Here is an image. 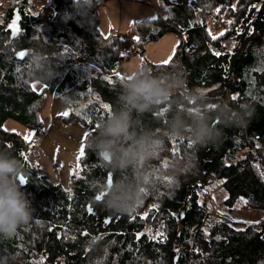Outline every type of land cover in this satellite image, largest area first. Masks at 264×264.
I'll return each mask as SVG.
<instances>
[{"label": "trees", "instance_id": "trees-1", "mask_svg": "<svg viewBox=\"0 0 264 264\" xmlns=\"http://www.w3.org/2000/svg\"><path fill=\"white\" fill-rule=\"evenodd\" d=\"M107 1L51 0L54 14L48 21L25 0L26 35L17 45L42 53L35 67L30 51L23 60L10 59L0 44V151L23 163L22 190L34 209L13 236L0 235V264H173L176 251L178 264H264V0H163L164 13L132 21L126 37L115 28L102 31L100 7ZM169 31L181 37L175 54L142 68L162 74L178 64L188 89L219 84L204 92L208 109L230 101L233 108L250 104L254 113L243 127L223 128L217 143L167 142L163 157L153 162L155 186L133 210L115 213L106 208L102 187L111 174L88 141L117 105L127 76L118 71L127 55L116 47L131 41L144 53L149 41ZM45 72L46 80L35 78ZM37 81L40 89L33 85ZM49 96L69 107L65 122L79 118L86 129L80 174L68 189L27 159L45 132L41 111ZM11 118L32 128L33 140L5 129ZM163 122V108L142 117L143 125L154 129ZM177 154L192 163L174 177L167 170ZM216 184L229 208L245 203L262 209V217L236 222L226 212L213 215L206 197L213 198L209 191ZM182 206L184 216L178 219Z\"/></svg>", "mask_w": 264, "mask_h": 264}, {"label": "clouds", "instance_id": "clouds-1", "mask_svg": "<svg viewBox=\"0 0 264 264\" xmlns=\"http://www.w3.org/2000/svg\"><path fill=\"white\" fill-rule=\"evenodd\" d=\"M43 57L40 51L31 50L29 63L35 67L37 60L43 61ZM45 67L52 68L47 62ZM46 75V72L38 73L35 78L42 82ZM184 77L183 69L177 64L162 74L140 68L121 82L117 105L98 124L96 134L88 141V147L113 177L102 186L108 210L115 213L133 210L155 186L158 173L153 162L163 157L167 142L217 143L223 136V128L243 127L252 117L254 108L250 104L233 108L230 101H223L216 108L208 109L206 93L188 89ZM162 108V128L143 125L142 117L146 113ZM217 123L222 127H217ZM190 163L188 155L177 154L169 161L167 171L178 177ZM23 171L20 159L0 151V235L4 237L13 236L33 217L34 209L22 190L24 185L17 180Z\"/></svg>", "mask_w": 264, "mask_h": 264}, {"label": "rangeland", "instance_id": "rangeland-1", "mask_svg": "<svg viewBox=\"0 0 264 264\" xmlns=\"http://www.w3.org/2000/svg\"><path fill=\"white\" fill-rule=\"evenodd\" d=\"M162 1L109 0L100 7L101 29L103 32H108L111 28H115L121 36L126 37L132 21L145 20L155 17L156 14H163ZM28 3L32 5L34 13L41 10L44 19L48 21L52 19L49 18L53 9L51 0H32V2L28 0ZM195 21H201V17L197 16ZM180 39L178 32L169 31L162 38L149 41L144 53L134 49L131 55L121 60L120 67L127 71V75H131L147 62L166 63L175 54ZM128 43L132 47L131 41ZM226 43L228 47H232L234 41L229 39ZM33 85L37 89L42 86L38 81ZM64 113H69V107L65 103L50 96L46 99L41 111L45 132L37 136L35 146L28 153L27 159L31 165L42 169V172L51 180L62 183L68 189L72 177L80 174L79 160L82 156L80 150L84 148L86 129L79 118L65 122ZM3 126L24 138L26 136L32 140L34 138V135H29L34 133L33 129L18 120L7 119ZM209 194L213 195V198L209 195L206 197L210 202L213 215L226 212L236 222L255 221L263 215L262 209L253 208L241 202L229 208L224 202L225 192L217 184L209 191ZM146 231L152 235L155 234L152 226H147Z\"/></svg>", "mask_w": 264, "mask_h": 264}, {"label": "flooded vegetation", "instance_id": "flooded-vegetation-1", "mask_svg": "<svg viewBox=\"0 0 264 264\" xmlns=\"http://www.w3.org/2000/svg\"><path fill=\"white\" fill-rule=\"evenodd\" d=\"M18 7V12L21 16L20 19V31L14 40L12 38V28H10V23L14 17L15 9ZM29 15L27 13V7L25 5V0H0V44L8 49L10 59L16 57V49L27 47L25 45H17V41L23 36V30H26L23 20H27Z\"/></svg>", "mask_w": 264, "mask_h": 264}, {"label": "water", "instance_id": "water-1", "mask_svg": "<svg viewBox=\"0 0 264 264\" xmlns=\"http://www.w3.org/2000/svg\"><path fill=\"white\" fill-rule=\"evenodd\" d=\"M20 19H21V16L18 12V7L15 9V14H14V17L10 23V28H12V38L11 40H14L15 36H17L18 32L20 31L21 27H20ZM26 34V30H23V35ZM30 51V48L29 47H23V48H19V49H16V52H15V55H16V58L19 59V60H23L28 52ZM20 53H24L25 55L23 57L20 56ZM219 84H214L210 87H204V88H199L198 90H202L203 92H208L214 88H216ZM21 177H24L25 179V182L24 183H21ZM113 179V177H109L108 179V183L111 182V180ZM17 180L19 181V183H21L22 185H26L27 184V177L21 173L19 177H17ZM106 196V195H105ZM101 199H104V197H102ZM184 211H185V206H182L180 209H179V213H178V219H182L183 216H184ZM110 216L108 217L107 219V222L110 221ZM178 260H179V252L176 251L175 254H174V259H173V264H178Z\"/></svg>", "mask_w": 264, "mask_h": 264}, {"label": "built area", "instance_id": "built-area-1", "mask_svg": "<svg viewBox=\"0 0 264 264\" xmlns=\"http://www.w3.org/2000/svg\"><path fill=\"white\" fill-rule=\"evenodd\" d=\"M30 2H32V0H29ZM54 14V11L52 9V11L50 12V16L49 18H52ZM117 50L121 51V53H123L124 55H131L134 52V49L130 46V45H125L124 47H116ZM118 71L123 74V75H127V71L126 70H122L121 67L118 68Z\"/></svg>", "mask_w": 264, "mask_h": 264}, {"label": "snow or ice", "instance_id": "snow-or-ice-1", "mask_svg": "<svg viewBox=\"0 0 264 264\" xmlns=\"http://www.w3.org/2000/svg\"><path fill=\"white\" fill-rule=\"evenodd\" d=\"M229 23H231V21H229ZM213 39H215V37H213ZM24 55H25L24 53H20V56H21V57H23ZM216 55H220V53H216ZM117 75H119V74L117 73ZM45 87H47V85H45ZM103 107H104V108H108L109 105L105 104V105H103ZM64 114L67 115V113H64ZM97 126H98V125H97ZM29 135H30V136H31V135H35V133H30ZM25 139L28 140V139H29V136H26ZM80 151H81V155H83V154H84V149L81 148ZM20 179H21V183H24V182H25L24 177H21ZM99 198H100V197H97V199H99ZM160 238H163V234H161V237H160Z\"/></svg>", "mask_w": 264, "mask_h": 264}]
</instances>
